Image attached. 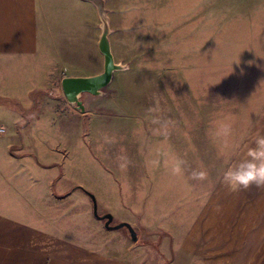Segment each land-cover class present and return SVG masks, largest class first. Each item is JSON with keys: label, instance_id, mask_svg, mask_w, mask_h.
Wrapping results in <instances>:
<instances>
[{"label": "rangeland", "instance_id": "1", "mask_svg": "<svg viewBox=\"0 0 264 264\" xmlns=\"http://www.w3.org/2000/svg\"><path fill=\"white\" fill-rule=\"evenodd\" d=\"M103 2L115 60L126 65L114 73L103 95L92 98L99 114L97 128L103 133L95 136L88 116L71 119L61 106L56 115L74 123L71 138L63 143L44 125L54 119L52 104L41 103L45 94H36L28 109L0 97V127L7 130L0 132V154H25L13 164H26L45 186L54 166L49 171L33 168L54 161L55 153L57 176L62 174L59 185L80 186L74 197L94 194L98 213H112L114 224L137 217L130 223L144 235L139 251L150 257L152 250L144 248L153 243L144 230H187L223 173L249 159L257 138L264 137V0ZM14 81L34 84L25 74ZM14 115L21 121L14 124ZM132 117L141 125L134 127L133 153L121 157L114 124ZM65 144L67 151L62 150ZM54 145L60 146L55 152ZM177 165L181 174L173 172ZM201 171L205 179H194L193 173ZM256 196L247 193L248 198ZM91 208L89 228L98 244L125 250L131 243L129 231L104 232V222L93 214V200ZM80 209L70 214L75 217ZM81 224L88 228L87 221Z\"/></svg>", "mask_w": 264, "mask_h": 264}, {"label": "crops", "instance_id": "2", "mask_svg": "<svg viewBox=\"0 0 264 264\" xmlns=\"http://www.w3.org/2000/svg\"><path fill=\"white\" fill-rule=\"evenodd\" d=\"M100 35L98 11L89 0H0V97L28 109L36 94H45L41 103L43 107L52 104L54 119L44 125L54 129V136L58 140L61 136L63 143L71 138L74 123L70 118L88 116L92 131L99 136L103 130L97 128L99 114L92 99L97 96L83 94L82 112L67 101L61 81L65 76H90L101 71ZM21 74L30 75L34 84L13 83ZM6 106L11 112V105ZM61 106L71 115L69 119L56 115ZM19 117L14 115V124L21 121ZM137 125L141 121L133 117L114 124L121 157L133 153ZM142 152L147 156L145 149ZM24 156L7 150L0 154V264H264V188L230 192L222 180L187 230L176 233L164 226V230L145 229L153 245L144 250L153 253L144 257L139 251L143 249L141 233L123 251L98 244L89 228L92 198L89 193L88 198L74 197L77 188L59 185L62 174L57 176L60 163L55 153L54 161L34 162L35 171H49L47 168L54 166V176L47 178L45 186L35 180L26 164H13ZM250 191L257 196L248 198ZM79 207L81 212L76 210L75 217L70 214ZM84 220L87 229L81 224ZM124 221L135 223L138 218ZM112 230L105 227L104 232Z\"/></svg>", "mask_w": 264, "mask_h": 264}, {"label": "water", "instance_id": "3", "mask_svg": "<svg viewBox=\"0 0 264 264\" xmlns=\"http://www.w3.org/2000/svg\"><path fill=\"white\" fill-rule=\"evenodd\" d=\"M94 3L97 6L98 15L101 21V35L99 38L98 47L104 56L103 71L90 76H65L61 81L62 90L67 101L82 112L85 111V106L82 100L83 94L90 93L96 96L103 95V90L112 82L114 73L126 68V65L117 63L115 60L110 41V21L104 6V2L103 0H94ZM87 192L93 200V214L98 219L104 221V225L107 229L126 228L129 231L131 239L137 241V230L132 226L131 223L121 221L114 224V215L112 213L107 212L102 215L99 214L94 194L90 193L89 191Z\"/></svg>", "mask_w": 264, "mask_h": 264}, {"label": "clouds", "instance_id": "4", "mask_svg": "<svg viewBox=\"0 0 264 264\" xmlns=\"http://www.w3.org/2000/svg\"><path fill=\"white\" fill-rule=\"evenodd\" d=\"M223 131L227 135L229 126L225 125ZM248 157L249 159L223 173V183L230 192L248 190L253 186L264 188V137L257 138L256 148L249 150ZM173 172L181 174L179 165L173 169ZM205 177L206 173L203 171L193 173L194 179L203 180Z\"/></svg>", "mask_w": 264, "mask_h": 264}, {"label": "built area", "instance_id": "5", "mask_svg": "<svg viewBox=\"0 0 264 264\" xmlns=\"http://www.w3.org/2000/svg\"><path fill=\"white\" fill-rule=\"evenodd\" d=\"M0 132H6V129L4 127H0Z\"/></svg>", "mask_w": 264, "mask_h": 264}, {"label": "trees", "instance_id": "6", "mask_svg": "<svg viewBox=\"0 0 264 264\" xmlns=\"http://www.w3.org/2000/svg\"><path fill=\"white\" fill-rule=\"evenodd\" d=\"M80 186H78L77 188H79Z\"/></svg>", "mask_w": 264, "mask_h": 264}, {"label": "flooded vegetation", "instance_id": "7", "mask_svg": "<svg viewBox=\"0 0 264 264\" xmlns=\"http://www.w3.org/2000/svg\"><path fill=\"white\" fill-rule=\"evenodd\" d=\"M104 222V221H103Z\"/></svg>", "mask_w": 264, "mask_h": 264}]
</instances>
